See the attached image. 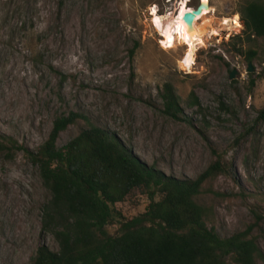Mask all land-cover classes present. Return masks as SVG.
Segmentation results:
<instances>
[{
    "label": "rangeland",
    "instance_id": "rangeland-1",
    "mask_svg": "<svg viewBox=\"0 0 264 264\" xmlns=\"http://www.w3.org/2000/svg\"><path fill=\"white\" fill-rule=\"evenodd\" d=\"M186 1L189 9L200 2L0 0V135L35 153L55 119L78 114L165 175L195 179L218 161L228 173L206 181L197 199L208 227L226 238L252 226L264 252V39L244 34L237 13L252 0L209 1L190 69L180 65L188 46L166 49L151 15L165 20ZM164 84L177 98L175 115ZM84 128L78 119L56 145ZM49 200L25 151L0 155V264H30L42 244L57 251L43 229ZM148 203L132 191L114 210L132 219ZM254 213L262 220L253 227ZM117 230L116 221L106 227Z\"/></svg>",
    "mask_w": 264,
    "mask_h": 264
},
{
    "label": "trees",
    "instance_id": "trees-1",
    "mask_svg": "<svg viewBox=\"0 0 264 264\" xmlns=\"http://www.w3.org/2000/svg\"><path fill=\"white\" fill-rule=\"evenodd\" d=\"M237 13L244 34L264 39L263 0L245 2ZM254 55L251 52L249 60ZM162 88L166 111L175 115L173 87ZM258 113L264 120V106ZM78 119L86 128L58 147L60 133ZM17 150L25 151L50 193L43 229L58 246L53 251L39 245L30 264H264L252 226L226 238L208 227V209L197 199L206 181L228 173L218 161L195 179L165 175L141 161L115 135L78 114L55 119L35 153L0 135V155ZM132 191H139L149 203L143 214L125 219L114 206ZM254 218L253 227L262 220L258 213ZM115 221L118 230L112 236L106 227Z\"/></svg>",
    "mask_w": 264,
    "mask_h": 264
},
{
    "label": "bare ground",
    "instance_id": "bare-ground-1",
    "mask_svg": "<svg viewBox=\"0 0 264 264\" xmlns=\"http://www.w3.org/2000/svg\"><path fill=\"white\" fill-rule=\"evenodd\" d=\"M200 1L209 3L210 0H200ZM186 2H184L180 5L177 13H175L173 15L170 14L169 16L167 15L168 17H166L167 19H165V20L163 18H160V16L157 17V15H155L154 9L151 10V12H152L151 15L153 16V22L155 24L154 26L159 30V32L163 38L162 45L166 49L173 48L176 41H179L180 43L188 46L186 55L184 56V59L182 58V61L181 62L179 61V62H180V65L182 68L190 69V67L193 65V56L195 54L194 52L197 49V46L203 45V37L204 36L202 35V32H201L202 29L200 27H198V22L203 16L208 15L211 12V8H208V10H203L201 15L198 16L194 20V22H193L194 31L191 34H188L186 32V25L182 21V16L186 12L190 11V9H189L190 7H188V5H187L188 2L187 3ZM237 19H238V16H235L233 23L235 26L238 27L239 25L237 23ZM204 35H206V34H204Z\"/></svg>",
    "mask_w": 264,
    "mask_h": 264
},
{
    "label": "water",
    "instance_id": "water-1",
    "mask_svg": "<svg viewBox=\"0 0 264 264\" xmlns=\"http://www.w3.org/2000/svg\"><path fill=\"white\" fill-rule=\"evenodd\" d=\"M208 8H210L209 3L200 1L197 7L190 9L189 12H186L182 16V21L186 25V32L188 34H191L194 31V28H193V22H194V20L198 16L201 15V13L203 12V10H208ZM253 71L254 70L251 68V66L249 64L248 71L247 72L248 73H252ZM235 75H236V72L235 71H232L230 73V75H229V79L232 80Z\"/></svg>",
    "mask_w": 264,
    "mask_h": 264
}]
</instances>
